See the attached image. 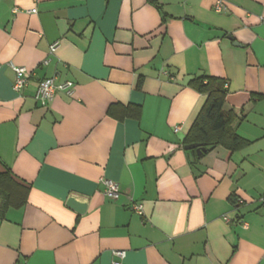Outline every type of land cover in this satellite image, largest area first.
<instances>
[{
  "label": "crops",
  "instance_id": "crops-1",
  "mask_svg": "<svg viewBox=\"0 0 264 264\" xmlns=\"http://www.w3.org/2000/svg\"><path fill=\"white\" fill-rule=\"evenodd\" d=\"M216 2L0 0V264H264V0ZM199 77L225 82L241 149H185ZM46 78L74 95L37 102Z\"/></svg>",
  "mask_w": 264,
  "mask_h": 264
},
{
  "label": "trees",
  "instance_id": "trees-1",
  "mask_svg": "<svg viewBox=\"0 0 264 264\" xmlns=\"http://www.w3.org/2000/svg\"><path fill=\"white\" fill-rule=\"evenodd\" d=\"M192 86L198 92L206 94L208 98L185 142L202 144L207 149L206 152L216 146H223L231 151L241 149L246 141L236 133L233 126L237 118L236 113L225 109L227 95L225 82L214 77H199L194 79ZM116 108L111 107L109 114L118 119H123L129 113V109L124 108L123 115L118 116L115 113Z\"/></svg>",
  "mask_w": 264,
  "mask_h": 264
},
{
  "label": "built area",
  "instance_id": "built-area-1",
  "mask_svg": "<svg viewBox=\"0 0 264 264\" xmlns=\"http://www.w3.org/2000/svg\"><path fill=\"white\" fill-rule=\"evenodd\" d=\"M224 8V0H217L215 5L216 12H221ZM31 13H36L37 9L30 10ZM57 45L53 44L50 47V53L53 54L56 51ZM49 62V59L45 61V64ZM15 73V81L13 84V90L20 94L28 86V76L25 73V69L16 65L11 64L10 66ZM75 90V85L72 81L57 82L56 78H46L39 81L37 88L35 90L34 99L45 105L54 100L55 96L58 93H63L66 96H73ZM175 130H179V127H176ZM100 183L104 186V193L106 196L112 199H118L121 191L120 185L108 178L100 179ZM259 201L264 204V195L260 197ZM239 203H243L242 200H239ZM132 209L142 215V206L140 204H134ZM225 221L229 222V218L225 217ZM244 227H247L248 224L242 222ZM113 256L115 259L112 261V264H126L125 259L127 252L125 250H115L113 251Z\"/></svg>",
  "mask_w": 264,
  "mask_h": 264
},
{
  "label": "water",
  "instance_id": "water-1",
  "mask_svg": "<svg viewBox=\"0 0 264 264\" xmlns=\"http://www.w3.org/2000/svg\"><path fill=\"white\" fill-rule=\"evenodd\" d=\"M185 149H196L199 156L207 151V149L202 144H190L187 145ZM68 205L72 208H75L79 213H84L87 208V201L76 194H72L68 200Z\"/></svg>",
  "mask_w": 264,
  "mask_h": 264
}]
</instances>
